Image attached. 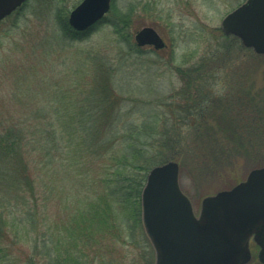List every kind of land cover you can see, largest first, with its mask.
<instances>
[{"label":"rangeland","instance_id":"374dc122","mask_svg":"<svg viewBox=\"0 0 264 264\" xmlns=\"http://www.w3.org/2000/svg\"><path fill=\"white\" fill-rule=\"evenodd\" d=\"M80 1L24 0L0 20V121L40 116L43 124L44 117L62 114L68 102L103 95L108 83L114 88L109 101L119 102L128 121L150 117L160 131L166 120L182 135L189 129L182 113L185 104L198 117L202 111L217 117L212 111L216 103L222 100L227 107L243 91L260 105L261 117L253 123L247 110L242 152L205 170L184 152L179 154V186L198 214L204 196L228 189L252 168L264 166V54L240 46L236 36L220 28L221 19L244 0H111L106 15L73 38L65 31L67 19ZM153 30L167 42L166 48L151 50L137 43L140 32ZM238 108L229 109L235 113ZM202 146L199 139L195 147ZM2 210L9 220V210ZM29 244L24 233L17 245ZM249 249L246 264H261L252 240ZM148 252L153 264L154 250L140 217L123 238L102 240L95 254L89 251L82 260L146 264Z\"/></svg>","mask_w":264,"mask_h":264},{"label":"trees","instance_id":"16d2710c","mask_svg":"<svg viewBox=\"0 0 264 264\" xmlns=\"http://www.w3.org/2000/svg\"><path fill=\"white\" fill-rule=\"evenodd\" d=\"M66 26L69 37L84 33ZM113 91L107 83L103 95L68 102L43 124L40 116L0 121V264H85L82 257L95 254L102 240L121 239L139 224L152 166L178 161L183 152L198 168L216 166L247 143V110L252 120L261 117L260 105L240 90L229 106L216 103L217 117L209 111L198 117L185 104L189 129L181 135L166 120L160 131L150 117L128 121L119 102L109 101ZM232 105L239 107L235 113ZM199 139L204 146L195 147ZM24 233L30 238L25 249L17 245Z\"/></svg>","mask_w":264,"mask_h":264},{"label":"water","instance_id":"95a60500","mask_svg":"<svg viewBox=\"0 0 264 264\" xmlns=\"http://www.w3.org/2000/svg\"><path fill=\"white\" fill-rule=\"evenodd\" d=\"M24 0H0V20ZM111 0H81L68 24L83 31L109 10ZM221 30L264 54V0H244L220 21ZM151 37V31H142ZM179 164L167 160L152 166L140 196L141 222L154 250L153 264H246L250 240L264 264V166L252 168L228 189L201 199L198 214L181 190Z\"/></svg>","mask_w":264,"mask_h":264},{"label":"flooded vegetation","instance_id":"af4514ba","mask_svg":"<svg viewBox=\"0 0 264 264\" xmlns=\"http://www.w3.org/2000/svg\"><path fill=\"white\" fill-rule=\"evenodd\" d=\"M154 32H151V37L147 35H143L141 38H138L137 42L138 44L146 43V46L151 48V50H157V49H164L167 47V42H164V40L158 35V33L153 30Z\"/></svg>","mask_w":264,"mask_h":264}]
</instances>
